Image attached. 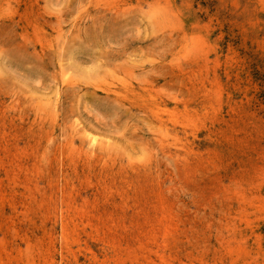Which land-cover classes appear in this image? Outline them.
I'll return each instance as SVG.
<instances>
[{
	"label": "rangeland",
	"instance_id": "1",
	"mask_svg": "<svg viewBox=\"0 0 264 264\" xmlns=\"http://www.w3.org/2000/svg\"><path fill=\"white\" fill-rule=\"evenodd\" d=\"M0 264H264V0H0Z\"/></svg>",
	"mask_w": 264,
	"mask_h": 264
}]
</instances>
